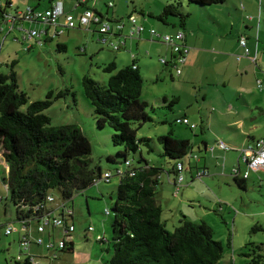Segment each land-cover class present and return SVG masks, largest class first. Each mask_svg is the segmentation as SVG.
I'll list each match as a JSON object with an SVG mask.
<instances>
[{
    "label": "rangeland",
    "instance_id": "374dc122",
    "mask_svg": "<svg viewBox=\"0 0 264 264\" xmlns=\"http://www.w3.org/2000/svg\"><path fill=\"white\" fill-rule=\"evenodd\" d=\"M74 1L64 0L65 8L68 10ZM168 1L170 0H88L87 6L110 20H128L130 13L134 14L138 21L146 18L148 24L151 23L156 30L160 31L187 30L190 26L199 24L201 19L209 18L213 12L215 14V9L221 7V5L199 6L190 4L187 0H180L182 11L189 13L186 26L182 28L178 24L177 17L169 16L167 23L156 18ZM11 2V7L18 6V9L22 10L27 5L38 4L36 8L44 10L48 4L47 0H11ZM150 12L155 16H150ZM216 17L221 19L219 13H216ZM172 24L175 26L173 27ZM29 25L40 29V24L37 22L25 23V26ZM68 32L69 34L64 30L61 36L64 39L65 49L57 47L59 42L56 39L47 41L41 47L34 44L32 48H29L28 44L33 42V39L23 38L17 29H13L5 38H3L5 34H0V71L8 73L9 64L15 59L17 62L13 70L17 76V83L19 88L26 92L30 101L44 98L48 90L70 88L74 92L75 101L71 95H66L54 101L52 106L45 110L51 118V123L54 125L75 123L80 128L91 143L92 166H100L102 172L117 166H119L118 169L124 170V166L110 165L106 162V157L114 156L120 148L113 146L111 142L112 129L107 126L103 128L96 126V120L91 113V105L83 94L81 80L82 76L87 74L102 83L107 80L109 74L98 65L108 63L114 55H128V53L123 49H112L109 42L104 46L101 45L96 40L98 32L91 35L88 31L87 33L83 31V28L68 29ZM50 33L52 34L53 30ZM106 37L116 41L113 36L106 34ZM132 46V51L137 52L135 45ZM80 47L85 48L84 52H80ZM99 59L104 60L100 62ZM152 60L154 63L150 70L146 74H141L143 84L140 98L156 109L155 111L147 109L152 120L145 122L138 129L139 136L156 139L159 135L166 134L171 128L173 136L189 140L195 152L202 138L209 146L220 139L237 149L244 145L247 133H253L256 138H264L263 119L251 122L249 119L251 113L247 112L249 108L243 102H251L254 95L246 92L243 98L239 97L234 87L238 84L239 78L232 72V69L226 72L227 78H230V83L227 85L229 90L222 88L214 90L206 81L199 80L195 85L191 82L179 83L177 77L172 81L169 77L165 79L163 77L167 75L162 74L165 69L158 61V56H150L149 61ZM213 71L215 73V70ZM222 74L221 69L218 76ZM248 79L249 86L261 92V87L255 83L254 78L252 81H250L251 77ZM217 83L221 85L220 81ZM163 96L169 99L175 96L178 99L172 103L170 109L162 102ZM254 97L261 100L264 107V92L261 99ZM222 99L232 102L234 109L224 112L225 104L222 103ZM244 110L246 111L245 116L250 117L248 120H242L243 125L240 126L239 120L242 119V115L238 112ZM182 116H187L189 122L194 123L196 127L191 129L185 123L174 121ZM252 117L255 118L256 114ZM251 123L255 125V131L248 132L247 127ZM210 152V150L207 152L208 165L212 167L216 164L219 174L216 176L202 175L201 177L193 175V177L190 176L191 173L184 171V181L176 189L172 183L171 163L165 162L154 153L146 152V148L142 150L145 157L160 164L163 168L160 184L157 187V199L162 207L161 218L165 221L168 230H173L179 225L183 217L191 221L207 223L212 230L213 238L223 245L222 264H248L253 251L260 253L262 257L258 263L250 264H264V231L252 230L254 225L264 226V171L249 170L250 176L246 180V187L239 188L230 174L232 169L230 160L222 166L221 160H217L216 156ZM230 152L237 154V151L231 150ZM2 160L0 156V195L5 198L7 191L2 178L6 174V167ZM184 162L186 163L187 160ZM241 169H246L243 163H241ZM209 170L211 173L212 168ZM117 182V176H112L109 182L105 179L99 180L80 193L74 194L72 199L67 201L69 205L72 202L74 206V230L69 232L74 242L72 252H57L56 255H59V258L53 259L54 257L49 256L50 253H47L44 247L31 244L30 251L34 253L32 255H38L37 258L44 260H46L44 257L50 258L53 264H101L108 259L110 253L106 248L110 241L112 215L111 213L105 214V209L111 207L113 199L110 197ZM53 195L55 202H61L57 192H53ZM3 202L7 207V214L4 217L1 216L4 205L2 204L0 209V264H7L9 259L20 253L19 238L24 233H35L39 222L30 220L28 226L23 228L22 223L15 220L13 205L8 199ZM7 225H10L12 231L5 235L4 230ZM88 226H92L89 231ZM99 234L106 241L98 242ZM258 244H261L260 250L255 247ZM22 253L28 254L27 249L22 250ZM245 253L250 255H245Z\"/></svg>",
    "mask_w": 264,
    "mask_h": 264
},
{
    "label": "trees",
    "instance_id": "16d2710c",
    "mask_svg": "<svg viewBox=\"0 0 264 264\" xmlns=\"http://www.w3.org/2000/svg\"><path fill=\"white\" fill-rule=\"evenodd\" d=\"M55 1L48 0V7ZM187 1L199 6L223 5L226 2ZM9 3L11 0H0V17L4 12L18 10V7H9ZM188 15V12L182 11L180 0H170L156 18L167 23L169 16L177 17L178 24L184 28ZM57 44L59 49H65L64 44ZM16 62L15 59L10 62L8 73L0 71V156L7 167L2 178L7 196L3 198L0 195V207L4 204L3 200L8 199L13 205L15 220L27 226L30 220H38L42 224L39 218L46 212L47 217H57L62 222L58 225L46 224L42 231L47 227L60 229L61 226L63 232L59 239L45 241L39 236L41 231L37 229L38 224L37 236L23 234L18 242L20 245L21 239L27 237L29 242L26 248L20 245V253L9 259L7 264H53V260L47 257L44 260L29 252L23 254L22 250H29L31 244L44 247L47 253L51 251L54 255L57 252H72L74 242L66 229L72 225L74 230V223L71 222L74 211L67 201L74 194L104 179L105 172L110 173L106 182L112 176H117L118 182L111 194V207L106 208L108 214L112 215L110 241L106 248L110 255L101 264H222L223 245L213 238L207 223L183 217L179 225L168 230L161 218L162 207L157 199V187L163 168L145 157L142 150L146 148V152L171 163L173 178L177 176V164L181 163L184 181V160L194 157L191 155L193 144L187 139L174 137L171 128L156 139L138 135V129L152 120L147 109L155 111L156 108L140 98L143 77L135 60L120 68L116 67L114 61L98 65L109 74L102 83L87 74L82 76L83 94L91 105L96 126L112 129L111 142L120 148L114 156L108 155L106 162L125 167L122 170L117 166L103 172L100 166H92L91 143L80 128L69 122L54 125L45 113L54 101L66 95H71L75 101L74 92L70 88L48 90L44 98L30 101L17 83L13 70ZM177 99L175 96L171 99L163 96L162 102L171 109ZM232 178L239 188L246 187L247 178ZM179 186H175L176 189ZM53 192H57L61 200L58 212L50 211L48 206L55 199L52 202L46 199L48 195L54 198ZM7 227L10 225L5 230ZM256 229L264 231V226L254 225L252 230ZM5 230V235L12 231L6 233ZM38 237L42 239L40 244L34 242ZM61 240L63 244L59 246ZM50 241L52 247H47ZM97 241L104 242L106 239L99 237ZM255 247L260 250L261 244ZM261 257L260 253L253 251L247 263H258Z\"/></svg>",
    "mask_w": 264,
    "mask_h": 264
},
{
    "label": "crops",
    "instance_id": "0c3cea01",
    "mask_svg": "<svg viewBox=\"0 0 264 264\" xmlns=\"http://www.w3.org/2000/svg\"><path fill=\"white\" fill-rule=\"evenodd\" d=\"M87 1L88 0H75L71 5V7L67 10L65 8V2L63 0L62 1L63 11L64 13H71L75 17H77L83 11V9L89 8L87 6L88 4ZM38 5H27V6L36 8ZM11 6H12V2L9 3V7ZM47 7L48 4L44 8ZM216 13L220 14L221 19H217ZM130 15H134V14L130 13L128 16ZM149 15L155 16V14L152 12H150ZM63 21H64L63 16H60L58 18V23L56 24L47 25L44 24V22H37L40 24V29L43 28L45 29V34H43V38H42L43 43L40 45L36 43L35 38H25L29 40L33 39V42H30V44H28V47L32 48L34 44L41 47L47 41L54 39H56L57 42L64 44L63 43L64 39L61 38L62 32L66 30L67 34H69L68 29H72V28L64 26ZM121 22L123 23V28L117 34L112 32L100 33L98 32L97 25L92 23L85 26H77L73 28H83V31L85 32L88 31L91 35H93L94 32L96 33L98 32L96 40L99 41L103 46L108 42L109 45H111V43L114 44L120 43L121 45L119 49L125 50L128 53V55L117 54L114 55L112 59H109V62L111 61L115 62L117 68L128 65L132 62V60H135L136 65L139 71L141 72V74L143 73L146 74L154 63L153 60L149 61L150 56L157 55L158 61L162 64V67L165 69V71L162 74L167 75L163 78L166 79L167 77H169L170 80L172 81L174 78L177 77V81H180L179 83L191 82L195 85L198 83L199 80H201L202 82L206 81L207 84L213 87L212 89L214 90L219 88H222L223 90L225 89L229 90L227 85L230 83L229 80L230 78H227L226 75L228 74H226V72L232 69L233 70L232 72L236 75V77L239 78L238 84L234 85L235 91L237 92L239 97L243 98V94L246 92L249 93L250 95L256 96L259 99H261V96H263L264 0H226V2L223 5H221L220 8L215 9V14L213 12V14L209 16V18L201 19L199 24H197L196 26H190L189 29L187 30L176 29L174 31H168V30L160 31L155 29L157 34H175L179 30L183 32V38L181 40V43L188 48V51L184 56L185 60L183 62L176 61L175 59L176 54L172 52L171 46L169 44H166L159 39L152 38L147 30L143 31L138 35H130V31L134 28V26L130 24L128 20L125 21L121 20ZM138 22L141 23L146 29L155 28L151 23L148 24V21L146 22V18H144L142 21L139 20ZM174 26L175 24L173 25V27ZM52 30L53 33L51 34L50 31ZM106 34L110 35L111 37L112 36L115 37L116 41H113L111 38H107ZM242 35L245 37L246 45L249 48L248 54H244L243 47L240 46L238 42V38ZM132 45H135V48H137V52L132 51L133 49ZM79 50L80 52H84L85 48L80 47ZM237 56H239V59H237ZM160 58H164L166 60V63L161 62ZM103 60L104 59H99L100 62H103ZM176 68L180 69L179 73L176 71ZM221 69L223 74L218 76L219 71ZM213 70H215V73ZM215 74H217V76H213ZM249 77H251L250 81H252L253 80L252 78H254L255 83L258 84L259 87H261V92H258L256 88H252L249 86L250 85L248 79ZM217 81L221 82L220 86L218 85ZM203 96L205 98L206 94ZM254 96L251 102L249 101H243V102L244 105L249 108L247 112L251 113L250 114L251 117L254 114H256V117L255 118L253 117L251 118L250 116H249L250 118L246 117L245 110L239 112L237 111L239 114L242 115V119L239 120L240 126L243 125L242 120L245 119L248 120V118L251 120V122H253L252 120H257L260 118H262L264 121V107L262 105L263 103L261 100H257ZM222 103L225 104L224 112H228L234 109L232 102H230L229 100L222 99ZM254 110L256 111L255 113ZM247 130H249L248 132L255 131V125L251 123V125L247 127ZM254 139H256V137L253 133H247L246 141L244 145L241 144L243 145L241 146V148H244L247 145H251ZM203 142H205V144ZM208 146H209L208 143L204 140V138H202L200 144L197 145L196 148L197 152H195L193 149L191 155L196 154L197 157L194 158L192 156L188 158L187 162L184 164V168H185L184 171L189 174L191 173L190 176L193 175L196 176V172L200 170H206V174L204 175L207 176L209 175L216 176L217 174H219L216 164H213L212 167L208 165L207 162L208 161L207 152L209 151ZM227 146L229 147V149L227 150L214 148V150H210L211 151L210 153L214 154L217 160L219 159L221 160L222 166H225L227 164V161L229 160H230V166H233L238 157L239 149L241 148L237 149V147H233L231 145L230 146L227 145ZM231 150L237 151V154L230 152ZM2 162L6 167L4 160H2ZM209 168H212L211 173ZM48 206L51 209L50 211L58 212L60 209L59 208L60 202L54 201L53 204H50ZM70 206L74 211V206L72 202ZM6 214H7V207L5 205L2 208L1 216L4 217ZM71 222L73 221L71 220ZM22 225L23 228L27 226L23 223ZM57 231H59V233H57ZM62 232H63L62 228L58 229V228L47 227L40 232L39 236H41L43 240L46 241L49 240L50 238L61 237ZM26 234L35 237L37 236L38 233L28 232ZM98 236L103 237L100 234ZM27 251L30 254H34L31 253L30 249ZM49 253L51 256L53 257L58 256L57 258H59V255H54L53 252L49 251ZM48 260L51 259L48 258Z\"/></svg>",
    "mask_w": 264,
    "mask_h": 264
},
{
    "label": "built area",
    "instance_id": "2783aa9c",
    "mask_svg": "<svg viewBox=\"0 0 264 264\" xmlns=\"http://www.w3.org/2000/svg\"><path fill=\"white\" fill-rule=\"evenodd\" d=\"M63 16L64 18V26L73 28L77 26H85L88 24L97 25L98 32L100 33H119L123 28V23L120 20H110L107 19L100 13H97L91 8H85L83 11L75 17L71 13H64L62 0H57L53 2L49 7L44 10H39L38 8L27 6L25 9H18L15 12L6 13L4 12L0 17V34L5 36L12 32L13 29H17L18 33L21 34L23 38H35L36 43H43V34H45V29H38L35 26L29 25L25 26V23L33 24L35 22H44V24H56L58 23V18ZM128 22L134 26V28L130 31V35H138L143 31L147 30L152 38H156L161 40L162 42L169 44L171 46L172 52H174L175 59L177 62H183L185 60V54L188 51V48L181 43L183 38V32L178 31L175 34H157L155 28H145L141 23H139L134 15H130L127 17ZM63 26V24H62ZM238 42L240 46L243 47L244 54L249 53V48L246 45V39L242 35L238 38ZM112 48L114 50L119 49L120 43H111ZM239 59V56H237ZM161 62L166 63L164 58H160ZM135 68V66H133ZM176 71L179 73L180 69L176 68ZM260 85V84H259ZM176 122L185 123L191 129L195 128L196 125L194 123H190L188 118L185 116L176 118ZM219 149H228V146L223 141H217L215 144L209 146V150H214V148ZM195 157V155H194ZM128 165V161L125 162ZM241 163L246 167L245 170L241 169ZM249 170L254 171H264V138H256L253 140L251 145H247L244 148L239 149V155L236 159V163L233 165L231 169V176L234 178L246 179L249 176ZM183 167L181 163H178L176 166L177 176L172 180L173 185L176 187L179 186L183 181L182 175ZM206 174L205 171L197 172L196 176L201 177ZM110 176V173H104V179L108 180L107 177ZM48 202H52L54 198L52 195H48L46 197ZM105 213L108 214L109 210L105 209ZM47 213L44 212L39 219L42 220V224H39L37 229L38 231H42L44 225L53 224L58 225L62 222L60 218L57 217H47ZM92 227H87V230H91ZM11 230L10 227H7L5 232L8 233ZM72 225L68 226L66 231H72ZM29 239L27 237H23L20 241V245L23 248H26ZM34 242L40 244L42 239L40 237L34 239ZM63 244V241H59V246ZM47 247H52V242H48L46 244ZM19 257V256H18Z\"/></svg>",
    "mask_w": 264,
    "mask_h": 264
}]
</instances>
